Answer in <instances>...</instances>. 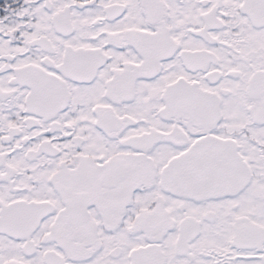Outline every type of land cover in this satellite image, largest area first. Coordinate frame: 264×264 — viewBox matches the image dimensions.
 <instances>
[{
	"label": "snow or ice",
	"instance_id": "snow-or-ice-1",
	"mask_svg": "<svg viewBox=\"0 0 264 264\" xmlns=\"http://www.w3.org/2000/svg\"><path fill=\"white\" fill-rule=\"evenodd\" d=\"M0 264H264V0H2Z\"/></svg>",
	"mask_w": 264,
	"mask_h": 264
},
{
	"label": "flooded vegetation",
	"instance_id": "flooded-vegetation-1",
	"mask_svg": "<svg viewBox=\"0 0 264 264\" xmlns=\"http://www.w3.org/2000/svg\"><path fill=\"white\" fill-rule=\"evenodd\" d=\"M0 2H2V0H0Z\"/></svg>",
	"mask_w": 264,
	"mask_h": 264
}]
</instances>
